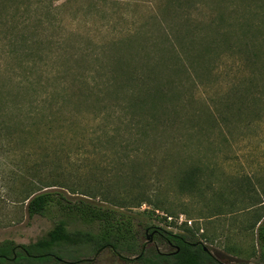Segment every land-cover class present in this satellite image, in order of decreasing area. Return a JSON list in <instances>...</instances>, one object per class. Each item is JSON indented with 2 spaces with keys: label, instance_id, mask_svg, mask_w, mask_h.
<instances>
[{
  "label": "rangeland",
  "instance_id": "obj_1",
  "mask_svg": "<svg viewBox=\"0 0 264 264\" xmlns=\"http://www.w3.org/2000/svg\"><path fill=\"white\" fill-rule=\"evenodd\" d=\"M97 49L104 50L101 63L145 78L151 93L145 110L159 115L144 142L148 156L132 167L137 176L158 181L153 200L161 209L149 224L182 235L184 226H169L164 218L182 215L220 263H258L256 224L264 222V0H0V84L28 75L23 63L51 76L57 71L71 82L80 74L78 65L93 63L88 53ZM56 155L39 144L0 142V245L28 246L53 227L47 218H27L23 201L27 187L37 182L33 164L42 176L59 164L58 174L78 172L93 185L108 164L98 154L88 163L85 156L67 163ZM86 164L91 174L84 173ZM186 168L200 171V188L182 195L176 175ZM149 209L142 205L133 213ZM136 224L144 249L171 252L154 236L147 244L151 234L143 238V220ZM54 251L68 263L139 264L138 254L110 248Z\"/></svg>",
  "mask_w": 264,
  "mask_h": 264
},
{
  "label": "trees",
  "instance_id": "obj_2",
  "mask_svg": "<svg viewBox=\"0 0 264 264\" xmlns=\"http://www.w3.org/2000/svg\"><path fill=\"white\" fill-rule=\"evenodd\" d=\"M88 54L95 60L88 66L78 65L80 74L71 82L57 71L56 76H51V72L45 74L47 69L23 63L20 65L28 66L25 67L28 75L0 84V142L39 144L57 154V161L62 158L67 163L76 156H85L88 163V157L93 154L102 155L108 162L95 177L94 185L84 181L85 176H78V172L58 174L59 164L53 163L54 168L44 176L39 172L41 167L33 164L30 171L37 182L27 187L30 191L23 201L27 218H47L53 227L28 246L1 244L0 264L10 260L13 264L81 263L59 260L60 255L54 249L62 246H94L120 254H138L139 264H222L187 225H181L185 227L184 233L178 235L149 224L161 209L158 201L153 200L158 193V181L137 176L132 167L141 156H148L144 142L160 121L159 115L145 110L151 94L146 89L145 78L125 73L119 65L113 68L110 63H101L102 49ZM63 140L69 141L68 149ZM49 164L44 168L50 167ZM85 167L89 171L84 173L91 174L90 165ZM148 170L152 172L151 167ZM199 174L198 169H180L176 175L180 194L198 191ZM142 205L151 210L133 213ZM139 219L143 220V238L150 233L170 253H158L153 246L144 249L138 243L141 234L135 227ZM261 221L256 224L258 263L255 264H264V222ZM80 227H87L88 231ZM36 250L50 254L37 257L32 253Z\"/></svg>",
  "mask_w": 264,
  "mask_h": 264
},
{
  "label": "built area",
  "instance_id": "obj_3",
  "mask_svg": "<svg viewBox=\"0 0 264 264\" xmlns=\"http://www.w3.org/2000/svg\"><path fill=\"white\" fill-rule=\"evenodd\" d=\"M166 220H167V222L170 224V223H175L176 225H178V226H181V225H187V226H191L192 225V222L191 221H189V220H187L184 216H182V215H179V216H177L176 218H172V217H164Z\"/></svg>",
  "mask_w": 264,
  "mask_h": 264
},
{
  "label": "water",
  "instance_id": "obj_4",
  "mask_svg": "<svg viewBox=\"0 0 264 264\" xmlns=\"http://www.w3.org/2000/svg\"><path fill=\"white\" fill-rule=\"evenodd\" d=\"M152 236H153V235H150V236L148 237V242H147V244H151V242H152V241H151ZM204 251H205V252H208L206 248H204ZM92 261H93V259H92V260H83L82 262L90 263V262H92Z\"/></svg>",
  "mask_w": 264,
  "mask_h": 264
},
{
  "label": "flooded vegetation",
  "instance_id": "obj_5",
  "mask_svg": "<svg viewBox=\"0 0 264 264\" xmlns=\"http://www.w3.org/2000/svg\"><path fill=\"white\" fill-rule=\"evenodd\" d=\"M20 249V248H19ZM10 261H12V260H10Z\"/></svg>",
  "mask_w": 264,
  "mask_h": 264
}]
</instances>
